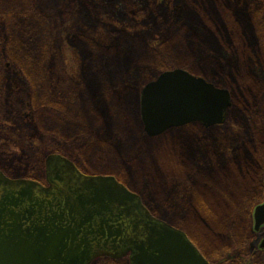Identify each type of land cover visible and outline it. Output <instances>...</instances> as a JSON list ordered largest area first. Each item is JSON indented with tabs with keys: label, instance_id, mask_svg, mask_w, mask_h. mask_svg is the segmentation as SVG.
<instances>
[{
	"label": "rangeland",
	"instance_id": "374dc122",
	"mask_svg": "<svg viewBox=\"0 0 264 264\" xmlns=\"http://www.w3.org/2000/svg\"><path fill=\"white\" fill-rule=\"evenodd\" d=\"M160 2L156 12L155 5L146 13L144 4L134 7L144 15L145 29L130 37L106 23L136 29L121 16L118 0H0V164L11 178L44 181L47 157L60 154L87 175L115 176L157 217L185 230L195 219L200 223L197 193L206 182L217 193L211 196L228 200L212 201L213 207L230 204L238 216L227 231L221 230L223 222L211 223L230 236L210 239V249L225 242L236 259L264 264L257 249L264 228L245 244L235 237L247 219L242 207L264 200L261 186L257 193L250 190L264 179V124H258L264 118L258 113H264V0ZM215 44L222 54L211 50ZM177 67L228 88L229 118L220 126L193 123L149 136L140 117V91ZM248 68L259 75L250 76ZM233 106L245 113L238 111L241 123L232 127ZM255 134L263 140L254 143L257 148L246 143ZM219 148L224 154L217 172L213 151ZM250 166L256 174L245 179L240 168ZM210 167L207 179L204 169ZM230 168L234 172L227 179ZM228 181L248 191L229 190ZM93 264H128V259L103 257Z\"/></svg>",
	"mask_w": 264,
	"mask_h": 264
},
{
	"label": "water",
	"instance_id": "95a60500",
	"mask_svg": "<svg viewBox=\"0 0 264 264\" xmlns=\"http://www.w3.org/2000/svg\"><path fill=\"white\" fill-rule=\"evenodd\" d=\"M232 105L228 88L180 67L161 72L139 96L149 136L192 122L224 123ZM46 177L49 186L0 169V264H90L128 252L131 264L209 263L184 230L153 216L115 176L85 175L52 153ZM262 226L264 201L253 211L254 229Z\"/></svg>",
	"mask_w": 264,
	"mask_h": 264
},
{
	"label": "trees",
	"instance_id": "16d2710c",
	"mask_svg": "<svg viewBox=\"0 0 264 264\" xmlns=\"http://www.w3.org/2000/svg\"><path fill=\"white\" fill-rule=\"evenodd\" d=\"M118 2L121 3L122 9H124L123 10L124 14L121 15V16L127 22L128 21L135 22L137 25L134 28H136V29H133V27H132V30H130L129 27H127V25H125L124 23H121L120 25H115V23H113L110 20L107 21L106 23L109 22L112 25L113 30H115L117 32H121L122 35L130 36V37H133L132 32L133 31H138V28H140V30L142 29L143 31L145 29V27L141 24V18H142V16L144 17V15L140 16L139 14L134 13L133 12L134 7H140L141 4H144V7L141 9V12L142 11H145V13H146L148 11L147 9H150L151 10L154 5L156 6L155 12L158 11V9L160 7H162V5H163V4H161L160 0H118ZM166 9L168 10V7ZM165 13H166V11H165ZM129 16H131V17H129ZM156 20H157V18H156ZM156 20L153 19L154 22ZM166 23H169V21H166ZM153 38H155V37H153ZM211 50L213 52H216V53L218 52V53H221V54H222V51H223L220 48V46H218L216 44H215V47H212ZM247 72H248V74L250 76H252V74L253 75H256V76L259 75L258 72L254 70V68H248L247 69ZM260 80L261 79H259V81ZM255 98H257V97H255ZM233 109H235V107ZM235 110L236 111L233 110L235 113L232 116V125H231L232 127L234 126L235 123H236V125H239L241 123L240 120L236 122L237 117H238V111L240 113H242V114L245 113V110H243L241 107L240 108L238 107ZM258 113H260L259 115L264 114L262 111H260ZM258 124H259L260 127H262L263 124H264V118L261 119V120H259ZM253 138H254L253 140H250L249 142H246V143L247 144L248 143H251V144L254 145L255 148H257L258 146L256 144H254V143H257V142L258 143H261V142H263V140L261 138V135H259V134H255ZM227 149L230 150V147L227 148ZM234 149L235 150H239L240 147H238V145H237V146L234 147ZM247 149L250 150L249 147ZM213 153L215 155V159L216 160H219V165H218V168L219 169H215L218 172V171L221 170V168H220V166H221V160L220 159H222V156L221 155L224 154V151H222L219 148V149L214 150ZM262 157L264 158V152L262 154ZM245 161H246V159L243 162L241 161L240 163H244ZM256 161H258V160H256ZM232 162H234V160H232ZM0 167H2V169L4 171H7L8 170V169H5L4 166H2L1 164H0ZM251 167L252 166H250V168H247V169L240 168L241 169V173H242V175H243V177L245 179H251L253 176H255L256 173H253L252 174L250 172L251 171ZM208 169H210V171ZM208 169H204V171H206V173L204 174V176L207 179L211 177L210 172H212L213 167H210ZM232 170H233V168H230L229 171L224 174L227 179H229L232 176V174L234 172ZM248 177H250V178H248ZM262 184L263 183H261V185H259L257 188H256V186L254 188H251L250 189L251 192L252 193H257V191L259 190L260 186H261V190H262V188H263V185ZM201 186L203 187V188H200V191H201L202 194H198L197 193V195H198V197H197V203L199 204V213L201 214L200 215V223H199V220L198 221H196V219L193 220V222L190 223L191 224L190 228L189 227L186 228V231L193 238V240L207 254H208V252L210 253V255L209 254L208 255L211 258V260L213 261V264H215L216 262H217V264H223L224 263L223 262L224 259H227V261H228L229 264H237V261H235L236 260V257L233 254V250L230 249L228 246H226L225 242H223V244H222L223 246L219 247V249H216V248L215 249H210V243H209V241H210V239H225V238H228L230 235H228V237H226L225 236V233L224 234L221 233V230L224 229L225 231H227L229 229L228 224L231 221H233V220H231V218H234V222L233 223L235 224L236 221H237V217L238 216L236 215V212L233 209H231L232 206L230 204L228 205V208H214L213 205H212V203H211L212 201H215L217 203H228L227 202L228 200L226 199V200L223 201L222 199L219 200V199L211 196L213 193H215V194H217V193L216 192H213L210 189V188H212L211 186L207 187L208 185H207L206 182L203 183V184H201ZM237 186H238L237 184L236 185L234 184V181H232L231 183L228 181V183H227V188L229 190L232 189V190H235L238 193H242L243 191H245V192L248 191V188H244V187L243 188H237ZM219 190H223V189L219 188ZM223 191H225V190H223ZM207 196H210V197H207ZM259 201H261V200H257L256 202L250 201V203H252V205H247V206H243L242 207V209L243 210H246V212H247V219L244 220V221H242V223L240 224L241 229L239 230L238 233H236V236H235L236 239H238V242H240V243L242 242V243L245 244L249 240L248 237L250 235V225H248V223H246V222H249V224H250V221L249 220H250L251 209ZM247 209L249 211H247ZM188 214H190L188 216H191L194 219L192 209H189ZM196 218H197V215H196ZM217 221H220V222H223L224 223V226H223V228L221 230L214 229L211 226V223H212V225H216L218 227ZM195 222H197L198 224L195 225ZM181 224L182 225H185L184 223H182V221H181ZM196 228L198 229V231L196 230ZM183 229L185 230V227L184 226H183ZM191 229L193 231H195L199 235V237L203 236V240L200 241L199 239H197L195 237L196 235L194 233H192ZM208 238H209V240H208ZM204 242H208V243H204ZM232 256H234L235 258H232ZM215 260H217V261L215 262Z\"/></svg>",
	"mask_w": 264,
	"mask_h": 264
},
{
	"label": "flooded vegetation",
	"instance_id": "af4514ba",
	"mask_svg": "<svg viewBox=\"0 0 264 264\" xmlns=\"http://www.w3.org/2000/svg\"><path fill=\"white\" fill-rule=\"evenodd\" d=\"M215 126H219V125H215ZM210 127H212V126H210ZM209 128V127H208ZM75 163V162H74ZM75 165L77 166V168L83 173V171L81 170V168L75 163ZM4 171V170H3ZM6 172V171H5ZM7 173V172H6ZM83 174H85V173H83ZM85 175H87V174H85ZM40 183H42L43 185H45V186H49V182H48V180H47V177H46V172H45V180L44 181H41V180H38ZM262 185H263V188H262V194H263V196H264V179H263V181H262ZM262 201H264V200H262ZM262 201H260V202H262ZM260 202H257L253 207H252V211H251V214H250V235H249V237H248V239H252L253 237H254V234L255 233H257V232H260L263 228H264V226H262L261 228H260V230H258V231H256L255 229H254V227H253V211H254V208H255V206L258 204V203H260ZM145 204V203H144ZM145 206L149 209V211H150V213L153 215V216H155L156 218H158L159 219V217H157L151 210H150V208L145 204ZM173 226H175V225H173ZM175 227H177V228H179L178 226H175ZM179 229H181V228H179ZM182 230H184V229H182ZM185 232H186V234L189 236V238L193 241V243L197 246V248L200 250V252L203 254V256L207 259V261L209 262L208 264H213V262H212V260H211V258L209 257V255L193 240V238L188 234V232L186 231V230H184ZM264 239V237L263 238H261L260 239V241H259V243H258V246H257V249H258V252H262V254H264V247H262L261 246V242H262V240ZM248 252H250V249H249V251ZM242 253H244V252H242ZM245 253H247V251L245 252ZM255 253V252H254ZM245 255V254H244ZM103 257H110V258H113V259H116V260H120V259H122V258H127L128 259V264H131V262H130V252H128V253H126V254H124V255H121V256H118V257H113V256H111V255H108V254H104V255H100V256H98L97 258H95L90 264H93L94 262H96L97 261V259H99V258H103ZM237 257H239V256H236V258ZM232 258H235L234 256H232ZM237 261H238V263L237 264H255L251 259H247V261H244V259H242V257L241 258H239V260L238 259H236ZM215 264H217V263H215Z\"/></svg>",
	"mask_w": 264,
	"mask_h": 264
}]
</instances>
